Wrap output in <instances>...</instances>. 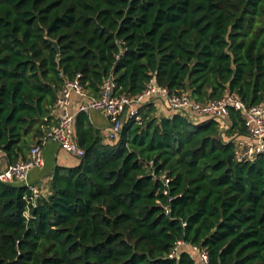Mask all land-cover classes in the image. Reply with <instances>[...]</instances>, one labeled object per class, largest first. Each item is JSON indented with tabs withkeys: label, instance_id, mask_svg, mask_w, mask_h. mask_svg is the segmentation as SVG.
<instances>
[{
	"label": "trees",
	"instance_id": "16d2710c",
	"mask_svg": "<svg viewBox=\"0 0 264 264\" xmlns=\"http://www.w3.org/2000/svg\"><path fill=\"white\" fill-rule=\"evenodd\" d=\"M77 75L93 96L109 76L128 96L154 77L195 101L234 93L264 105V0H0L8 163L55 122L63 79ZM153 111L141 106L142 124L129 118L113 139L78 112L83 156L55 166L34 204L25 185L0 181V264H195L187 247L167 256L178 240L210 264H264V153L236 159L240 112L221 130L214 118ZM150 160L170 177V201Z\"/></svg>",
	"mask_w": 264,
	"mask_h": 264
},
{
	"label": "built area",
	"instance_id": "2783aa9c",
	"mask_svg": "<svg viewBox=\"0 0 264 264\" xmlns=\"http://www.w3.org/2000/svg\"><path fill=\"white\" fill-rule=\"evenodd\" d=\"M79 75L73 79H63L55 103V122L47 127L41 136L30 146L24 159L14 163H7L0 169V181L6 183H19L25 185L30 194L24 198L27 204L36 202V199L46 190L45 187L31 184L28 175L31 169L44 165L43 148L49 141L56 142L67 154L79 158L83 156V149L78 145L74 135L75 114L70 111L71 96L78 95L84 101L78 106V112H88L90 109L102 111L109 119L110 128L106 137L115 138L121 131L124 123L132 118L141 125L143 122L139 108L145 104H152L155 108L163 103L171 112H178L188 119L198 122L205 118H214L219 122V127L224 130L230 110L240 112L246 133L243 136L233 137L231 141L236 145V159L238 161L253 160L264 153V105H247L234 93H225L219 98L206 101H195L188 92H170L167 87L159 85L151 77L143 90L133 96L117 95L116 84L111 76L104 79L98 96L90 95L79 81ZM6 159L0 148V160ZM152 175L159 179L163 185L162 194L168 197L170 177L166 172L155 174L154 163H147ZM164 213L169 214L167 203L162 205ZM25 215H28L25 211ZM187 247L195 264H210L208 253L204 248L190 245L183 240L175 242L168 252L169 258H177L181 248Z\"/></svg>",
	"mask_w": 264,
	"mask_h": 264
},
{
	"label": "crops",
	"instance_id": "0c3cea01",
	"mask_svg": "<svg viewBox=\"0 0 264 264\" xmlns=\"http://www.w3.org/2000/svg\"><path fill=\"white\" fill-rule=\"evenodd\" d=\"M84 101L78 95L71 96L70 111L75 114L78 113L79 104ZM153 115L155 117L167 116L172 113L163 103L154 107ZM91 124L97 128L103 136L106 137L109 132L110 122L108 117L100 110L90 109L86 112ZM243 136V135H241ZM43 158L44 165L42 167H36L30 170L28 175V181L31 184L45 187L46 190L43 191L45 195L49 190V179L53 174V169L55 166H73L77 164L78 158L65 153L59 145L54 141H49L43 148ZM6 159L0 160V169L7 164Z\"/></svg>",
	"mask_w": 264,
	"mask_h": 264
},
{
	"label": "water",
	"instance_id": "95a60500",
	"mask_svg": "<svg viewBox=\"0 0 264 264\" xmlns=\"http://www.w3.org/2000/svg\"><path fill=\"white\" fill-rule=\"evenodd\" d=\"M52 44H53L54 48L56 49V51H58L59 49H58V46H57L56 42L55 41H52ZM188 94L190 95L189 92H188Z\"/></svg>",
	"mask_w": 264,
	"mask_h": 264
}]
</instances>
